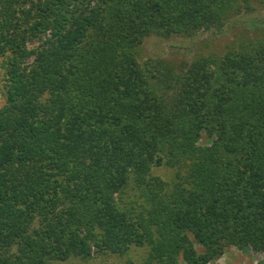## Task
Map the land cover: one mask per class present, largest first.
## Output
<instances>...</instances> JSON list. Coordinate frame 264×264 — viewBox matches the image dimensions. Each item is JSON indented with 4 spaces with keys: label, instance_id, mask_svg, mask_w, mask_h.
<instances>
[{
    "label": "trees",
    "instance_id": "16d2710c",
    "mask_svg": "<svg viewBox=\"0 0 264 264\" xmlns=\"http://www.w3.org/2000/svg\"><path fill=\"white\" fill-rule=\"evenodd\" d=\"M258 4L0 0V264L264 253V15L223 55L139 57L147 38L223 34ZM163 164L170 188L151 174Z\"/></svg>",
    "mask_w": 264,
    "mask_h": 264
},
{
    "label": "rangeland",
    "instance_id": "374dc122",
    "mask_svg": "<svg viewBox=\"0 0 264 264\" xmlns=\"http://www.w3.org/2000/svg\"><path fill=\"white\" fill-rule=\"evenodd\" d=\"M257 7V10L249 14H242L233 19L226 31L223 34L215 35L212 32H202L195 37H171L168 39L159 37L147 38L140 47V60L144 61L149 57L164 58L173 61L176 64L191 61L197 56L217 54L223 55L230 47L238 48L244 42L255 39L258 35V30L254 27L251 18H256L264 15V5ZM250 19V20H249ZM2 60L0 59V107L4 102V71L1 67ZM208 137L203 134L200 140V145L207 144ZM151 174L161 178L167 182L169 188L178 181L177 169L166 164L154 166ZM139 194L132 188L128 194L124 195V200L137 201ZM143 198H139L138 207L142 204ZM230 247L227 252L233 251L229 258L227 252L219 259L212 261L209 264H264V253L253 252L252 250H244L245 254L240 252V249ZM148 247L132 246L124 255H118L102 251H94L87 258L73 257L63 264H144L148 256ZM227 256V257H226Z\"/></svg>",
    "mask_w": 264,
    "mask_h": 264
},
{
    "label": "crops",
    "instance_id": "0c3cea01",
    "mask_svg": "<svg viewBox=\"0 0 264 264\" xmlns=\"http://www.w3.org/2000/svg\"><path fill=\"white\" fill-rule=\"evenodd\" d=\"M232 249H235V248H232ZM240 252L241 253H243V254H245L246 252H244L243 250H240ZM233 253V251L231 250L230 252H227L226 254H227V256H228V258H229V256H230V254H232ZM225 255V254H224ZM226 256V257H227Z\"/></svg>",
    "mask_w": 264,
    "mask_h": 264
}]
</instances>
